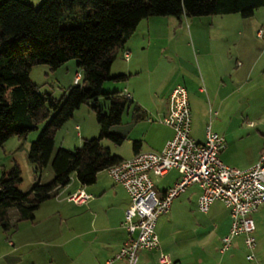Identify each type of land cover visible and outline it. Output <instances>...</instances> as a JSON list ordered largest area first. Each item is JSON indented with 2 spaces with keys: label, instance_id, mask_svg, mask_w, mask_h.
<instances>
[{
  "label": "rangeland",
  "instance_id": "1",
  "mask_svg": "<svg viewBox=\"0 0 264 264\" xmlns=\"http://www.w3.org/2000/svg\"><path fill=\"white\" fill-rule=\"evenodd\" d=\"M147 25L148 34L145 32ZM259 28H264V7H259L246 18L238 13L180 18L149 16L142 19L134 31V38L138 40L142 34L147 35L141 48V55L147 60L143 70L136 76L126 74L128 77L125 81H106L103 90L112 91L113 86H117L118 90L123 91L126 83L137 82L142 84L146 103L150 105V99L164 97L175 80L177 82L173 87L179 86L187 91L189 88L185 80L190 77L195 84L193 88L202 90L200 94L195 93L193 105L188 102L192 138L202 143L209 127L225 137L227 146L231 147L233 167L241 166L251 159L264 139V30L258 35ZM119 60L113 64L111 73L118 71L117 66L125 62L124 59ZM217 63L224 68L219 70ZM76 71L78 68L74 59L56 70H50L46 64H36L31 67L29 78L40 94H51L59 100L74 83ZM217 71L225 74L227 91L221 92L220 98L225 97L223 101L214 103L203 76L207 72L214 74ZM90 103L82 104L76 113L77 123L83 126V130L75 128L74 121H69L68 125L56 132L54 151L59 147L73 150L80 146L81 139L98 135V125L91 109L93 102ZM97 104H105L102 96ZM145 109V120L153 119L157 110L151 106ZM143 123L132 122L130 110L124 111L121 123L111 128L112 132L124 137L123 142L115 145L104 139L102 144L112 154L130 158L132 141L142 139L143 145L153 142L151 137L154 132L145 128ZM43 125L44 122L38 124L37 129L29 132L25 139L11 137L0 147V175L15 161L21 170L22 181L18 187L24 193L31 189L35 175L44 184L53 177L50 164L36 173L24 150L26 144L29 147L37 139ZM92 126H95V130L90 132ZM160 135L159 132L157 136ZM174 175L172 171L165 177L152 176L155 188L168 185ZM97 182L108 186L114 181L104 170L97 175ZM76 186L80 185L72 175L68 188L70 194L74 193ZM92 187L96 190V183ZM195 187L176 197L168 213L156 220L155 231L159 243L167 250H190L191 256L187 257L205 255L209 261L204 264H231L224 261L231 252L235 254L232 264H251L245 257L248 251L243 245V234L233 239L231 251L225 254L219 252L220 239L229 230V212L219 200L212 203L207 213L200 212L191 194ZM65 194L60 193L57 199L51 198L41 205L32 221H17L15 209L8 210L10 228L7 232L0 228V264H103L104 256L101 253L96 256V228L99 227L96 210L101 217L112 213L111 195L102 193L97 196L102 201L96 208V202L77 206L62 201ZM250 216L255 225L254 262L264 264V205ZM9 240L13 241L14 246Z\"/></svg>",
  "mask_w": 264,
  "mask_h": 264
},
{
  "label": "trees",
  "instance_id": "2",
  "mask_svg": "<svg viewBox=\"0 0 264 264\" xmlns=\"http://www.w3.org/2000/svg\"><path fill=\"white\" fill-rule=\"evenodd\" d=\"M259 7H264V0H41L38 5L0 0V147L11 137L25 139L44 122L27 158L36 173L48 164L53 171L45 184L35 175L25 193L18 187L21 170L15 161L1 171L0 228H10L9 209H15L17 221H32L40 205L54 198L72 175L82 185H91L98 172L122 160L102 140L120 145L124 137L111 128L121 123L124 111L130 110L132 122L145 120L147 113L120 91H104L103 84L127 79L126 74L112 75L110 69L142 19L229 13L246 18ZM72 59L81 82L70 85L59 100L40 94L29 78L31 67L46 64L56 70ZM100 96L103 106L97 104ZM87 102H93L98 135L83 139L73 150L54 151L56 132ZM140 145L132 141L134 154Z\"/></svg>",
  "mask_w": 264,
  "mask_h": 264
},
{
  "label": "built area",
  "instance_id": "3",
  "mask_svg": "<svg viewBox=\"0 0 264 264\" xmlns=\"http://www.w3.org/2000/svg\"><path fill=\"white\" fill-rule=\"evenodd\" d=\"M262 34V30L258 31ZM124 59L129 52L123 51ZM76 72L74 82L79 81ZM169 110L160 119L171 126L173 135L159 151H139L130 158L107 167L109 176L122 185L128 196L129 205L124 211L122 227L127 238L120 249L104 264H137L138 252L159 248L155 231L156 220L167 214L172 201L195 184L199 189L197 208L207 213L214 201H221L229 212L230 226L221 238L220 251L226 253L233 239L243 234V245L248 253L246 259L254 262L253 250L256 242L251 213L264 205V151L250 167L240 169L228 166L220 159V152L226 147L222 135L207 127L205 140L200 143L190 135V113L187 92L176 86L168 98ZM176 169L179 178L163 192L157 191L152 176H163ZM91 195L79 189L67 196V200L84 205ZM159 264H170L168 254L160 253Z\"/></svg>",
  "mask_w": 264,
  "mask_h": 264
},
{
  "label": "crops",
  "instance_id": "4",
  "mask_svg": "<svg viewBox=\"0 0 264 264\" xmlns=\"http://www.w3.org/2000/svg\"><path fill=\"white\" fill-rule=\"evenodd\" d=\"M40 1L41 0H31V2L34 5H38ZM148 29H149V26L147 25V29L145 31L146 34L149 33ZM259 30H264V28H259ZM134 34H135V32L130 36V38L126 41V43L124 45V50H127L129 52V59L128 60L124 59L123 51H119L116 59L112 63V66L115 62L120 61L119 59H121V60L124 59L125 62L120 63L117 66L118 71H116V72H119V73H116V72L111 73V69H110V73L112 75L128 74L129 76H132V75L136 76L138 73H140L143 70L145 64L147 63V60L141 55V48L146 41L145 36H147V35L142 34L143 36H141V38L138 40L137 38L136 39L134 38ZM257 34H258V32H257ZM216 65H217V68L220 66L219 63H217ZM112 66H111V68H112ZM197 67L199 68V70L201 72V68L198 65H197ZM222 68H224V67L223 66L219 67V70ZM203 78H204V81H206V83H207L208 94H209L211 100L214 103H218V101H223L225 97L220 98V95H221V92L223 90H224V92L227 91V84H226L227 81H225V74H223L222 71L220 73L217 71L214 74L207 72L205 74V76H203ZM175 82H177V81L175 80ZM175 82H173L172 83L173 85H171L166 90L164 97H156L155 100L150 99L151 100L150 105H148V103H146V100L144 97V95H146V94L144 92L142 84H138L137 82H134V83L128 82V83H126V85H124L125 87H123V91L118 90L117 86H113V88H114L113 90L120 91L122 94L126 95L131 100L138 103L146 111V113H147V110L145 108L149 109L150 106L154 107L157 110V112L153 116V119H148L147 121L146 120L139 121L141 123L144 122L143 124H145V128L147 127V128L152 129V132H154V136L151 137V140L153 139L152 140L153 142L146 143L145 145H143L142 139H136V140H139L141 142V145L137 149L138 150L137 152H139V151L143 152V151H149V150L159 151L162 149L165 142L172 137L173 130H172L171 126L161 123L160 119L162 118L163 115L167 114V112L169 110L168 98H169V96H170V94L174 88L173 86H174ZM185 82L187 84V87L189 88L186 91L188 102L190 104L192 103V105H193V103L195 102V96H196L195 93L200 94V93H202V90L199 87L193 88L195 86V84H194V81L190 77H188L185 80ZM148 100L149 99H147V101ZM80 107L76 111H74L72 118H70L66 123H64V125H68V123H70L69 121H74L75 122L74 127L83 130V126L81 124L77 123L78 121L75 118L76 113H78L77 111H80ZM134 123H138V122H134ZM152 123L154 126H156V125H160V126L154 127L152 125ZM94 127L95 126H92V128H90L91 129L90 132L95 130ZM66 131H68V130H66ZM159 132L161 133V135L157 136ZM223 138L225 140L224 136H223ZM83 139H87V138H83ZM83 139H81V142ZM204 140H205V138H204ZM225 143H226V140H225ZM24 150L26 151V154H27V150H28L27 144L25 145ZM230 151H231V147L227 146V144H226V147L224 148V150H222L220 152L219 156H220V159L222 160V162L224 164H226L228 166L232 165V167H233L235 165H234L233 155L231 154ZM262 151H264V139H262L260 145L258 146L257 150L255 151V153L251 157V159H249L247 162L241 164V166H236V168L245 169V168L250 167L252 164H254L257 161V159L259 158ZM133 154L134 153L132 151V155ZM121 158L126 159L123 157H121ZM102 171H104V170H102ZM102 171H100V172H102ZM172 171L175 172V175L173 176L172 181L168 185L163 186L161 189L156 188L157 191L163 192V191H165V189H167L168 187H170L171 185H173L176 182V180L179 178V173L177 172L176 169H171L165 175L160 176V177H165L168 174H170ZM100 172H98V174ZM34 178H35V176H34ZM78 183L80 186L79 187L76 186L75 191H77L79 189H83L87 193H89L92 197L88 201V205L91 203L93 205V203L96 202V208L99 205V203L102 201L101 197L97 198V196H99L102 193L103 194L109 193L111 195L112 204L110 207L112 208V211H111L112 213H109L108 215H106V216L104 215L101 217L100 212L96 210V223H99V227L96 228V242L98 245L96 248V250H97L96 256H98V254L101 253L105 258L103 260V264H104V262L108 258L112 257L120 249V247L122 246V244L125 242V240L127 238L126 230L122 227V220H123V216H124V211L127 208V206L129 205V196H128L125 188L122 185H120L119 183H116L114 181L112 185L110 184L107 186L101 182L100 183L97 182V176H96V181L93 183V184L96 183V190H95V188L92 187L93 184L82 185L79 181H78ZM192 186H194V187L196 186L195 190L191 191V194H193V196H194L196 207H197V198L199 195V189H198L197 185H195V184L191 185L190 187H192ZM69 187H70V182L65 187L61 188L58 191V193L54 197V199H57L60 193L64 194L66 192L65 196L62 198V201L70 202L67 200V198L65 199L66 195L70 194V192L68 190ZM95 194H96V196H95ZM47 202H48V200L45 201L44 203H42L41 205H43ZM41 205H40V207H41ZM59 206H60V204H59ZM77 206H83V205H77ZM40 207L38 209H40ZM57 212L59 213V211H57ZM9 243H11V245L14 246L13 241L9 240ZM220 245H221V239H220ZM159 246L160 247L158 249L141 250L140 252H138V263L137 264H159L158 257L160 255V253H164V254L169 255V257L171 259L170 264H172V263H174V264H192L193 262H196L197 264H204L207 261H209L207 259V257H205V255H202V254L200 256L199 255L196 256L195 258L194 257L193 258L187 257V256H191L190 250H182L180 248H179V250H176V251H174L172 249L167 250L163 246L162 243H159ZM228 251H231V250L229 249ZM219 252L221 253L220 248H219ZM221 254H225V253H221ZM65 257L67 258V255ZM234 258H235V254H233L231 252L229 254V256H227L224 261L232 264L233 263L232 260ZM69 261H71V260H69ZM65 264H70V262H65ZM76 264H79V263H76Z\"/></svg>",
  "mask_w": 264,
  "mask_h": 264
}]
</instances>
